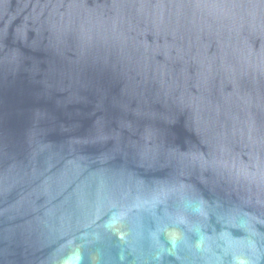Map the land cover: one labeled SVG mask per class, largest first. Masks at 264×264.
I'll return each instance as SVG.
<instances>
[{"label":"water","instance_id":"1","mask_svg":"<svg viewBox=\"0 0 264 264\" xmlns=\"http://www.w3.org/2000/svg\"><path fill=\"white\" fill-rule=\"evenodd\" d=\"M0 264H264V0H0Z\"/></svg>","mask_w":264,"mask_h":264}]
</instances>
